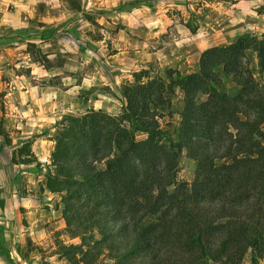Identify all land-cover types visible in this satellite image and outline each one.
Segmentation results:
<instances>
[{
  "label": "trees",
  "instance_id": "obj_1",
  "mask_svg": "<svg viewBox=\"0 0 264 264\" xmlns=\"http://www.w3.org/2000/svg\"><path fill=\"white\" fill-rule=\"evenodd\" d=\"M175 88L173 141L160 120ZM117 93V114H67L54 127L44 187L78 240L58 239L56 253L66 264L264 261V32L206 48L186 75L135 73ZM182 152L190 183L177 179ZM31 155L24 144L12 160Z\"/></svg>",
  "mask_w": 264,
  "mask_h": 264
},
{
  "label": "rangeland",
  "instance_id": "obj_2",
  "mask_svg": "<svg viewBox=\"0 0 264 264\" xmlns=\"http://www.w3.org/2000/svg\"><path fill=\"white\" fill-rule=\"evenodd\" d=\"M262 7L264 0H0V264H66L56 241L78 242L63 232L60 197L44 187L64 115L117 114L118 87L140 71H196L206 48L264 32ZM181 108L175 88L160 120L173 141ZM24 144L32 161L14 163ZM194 170L182 152L177 179L190 183Z\"/></svg>",
  "mask_w": 264,
  "mask_h": 264
},
{
  "label": "crops",
  "instance_id": "obj_3",
  "mask_svg": "<svg viewBox=\"0 0 264 264\" xmlns=\"http://www.w3.org/2000/svg\"><path fill=\"white\" fill-rule=\"evenodd\" d=\"M259 264H264V261H261Z\"/></svg>",
  "mask_w": 264,
  "mask_h": 264
}]
</instances>
